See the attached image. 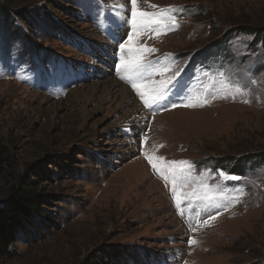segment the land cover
<instances>
[{"label": "rangeland", "instance_id": "1", "mask_svg": "<svg viewBox=\"0 0 264 264\" xmlns=\"http://www.w3.org/2000/svg\"><path fill=\"white\" fill-rule=\"evenodd\" d=\"M138 5L178 27L125 55L126 0H0V207L23 178L40 204L0 264H264V163L248 167L264 154V39L240 29L264 25V0ZM121 55L140 57L146 94L179 82L148 108ZM148 156L187 162L179 206ZM228 157L240 172L213 167ZM204 185L216 203L187 196Z\"/></svg>", "mask_w": 264, "mask_h": 264}, {"label": "snow or ice", "instance_id": "2", "mask_svg": "<svg viewBox=\"0 0 264 264\" xmlns=\"http://www.w3.org/2000/svg\"><path fill=\"white\" fill-rule=\"evenodd\" d=\"M126 2L130 3V8L127 10L126 14H130L131 19V31L132 35H129L126 39V41H123L119 44V49L121 53H125V55L129 53H134L135 51H138L134 49L133 44L134 40L137 38V36L144 31H156V32H167L169 30H175L178 27V24L176 23V17L172 15H167L171 10L169 9H163L159 12H145L140 9L138 5V0H126ZM155 7V6H153ZM119 26V21H117ZM128 21L125 19L123 21V24H127ZM127 50V52H125ZM148 51H153V49H148ZM125 55H121L120 57V68L125 73L121 78L128 80L132 83V87L137 90V92L140 95V99L143 101V104L146 105L148 108L154 107L161 99L164 98V93L167 91L168 87L175 86L179 80L178 76L176 78H171L167 82H162V85L160 88L153 89L152 94H146L145 91H142L141 89L146 87L142 83H138L137 81H142L144 79H147L142 74V69L145 67L144 64L140 62V57L135 56L132 60H126ZM237 91H240L237 89ZM183 99L188 100L187 97H184ZM197 101H201L200 97L196 98ZM247 102V101H245ZM208 103L206 99L202 100V104ZM176 105L174 104L173 107ZM183 106L185 107H195L196 104L191 102L190 100L185 103ZM149 162L152 164V167L160 172V174L167 180L169 174L173 177V186H172V193L176 200L177 206L181 204V193L177 191V185H176V172L177 170L174 169L172 166L176 164L183 165L187 162L184 161H173L171 162V165H168L167 168H165L161 163H159L155 158L152 156L147 157ZM221 177H224L226 174L221 172ZM188 177L184 175V172L180 171V180L181 183H183L185 180H187ZM189 199L191 200L192 197H195L196 199H203L208 201L209 203H216V198L210 194L208 191V186H203V191L201 193H189L187 194ZM227 207V206H225ZM216 216H210V219L215 220ZM207 223V221L205 222ZM191 243L195 244L196 241L193 240Z\"/></svg>", "mask_w": 264, "mask_h": 264}, {"label": "trees", "instance_id": "3", "mask_svg": "<svg viewBox=\"0 0 264 264\" xmlns=\"http://www.w3.org/2000/svg\"><path fill=\"white\" fill-rule=\"evenodd\" d=\"M240 29L252 32L257 38L264 39V25L257 28L240 26ZM237 161L238 159L235 157L216 158L213 167L217 169L231 167L235 172H240L241 168L237 166ZM262 163H264V154L257 155L255 160L252 159L248 167L254 168ZM31 183L30 179H21V184L12 189L4 205L0 207V258L12 257L11 246L19 241L23 233L29 231L39 215V196L30 188Z\"/></svg>", "mask_w": 264, "mask_h": 264}, {"label": "bare ground", "instance_id": "4", "mask_svg": "<svg viewBox=\"0 0 264 264\" xmlns=\"http://www.w3.org/2000/svg\"><path fill=\"white\" fill-rule=\"evenodd\" d=\"M119 4L120 5H124L123 4V2H120L119 1ZM128 7V6H127ZM120 11H118V13L117 14H119L118 15V17L120 18V19H123L124 18V16H125V12H127V10H128V8H124V10H121V9H119ZM123 22V21H122ZM121 25V24H120ZM122 31V30H121ZM115 82H113V86L114 85H116V84H114ZM107 85V84H106ZM122 87V86H121ZM108 89H110L109 87H108ZM111 90V89H110ZM123 90V93L125 94V96H127V95H129V93L126 91V87L124 86V88L122 89ZM121 95V93L119 94V96ZM132 105H133V107L134 108H138V106H137V103L136 102H133L132 103ZM133 109V108H132ZM143 120V119H142ZM125 126V125H124Z\"/></svg>", "mask_w": 264, "mask_h": 264}]
</instances>
